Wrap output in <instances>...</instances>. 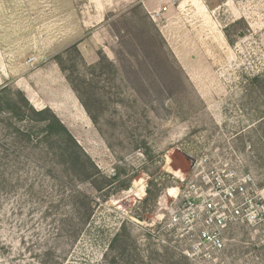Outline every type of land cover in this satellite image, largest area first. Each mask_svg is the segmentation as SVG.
I'll list each match as a JSON object with an SVG mask.
<instances>
[{"label":"rangeland","instance_id":"obj_1","mask_svg":"<svg viewBox=\"0 0 264 264\" xmlns=\"http://www.w3.org/2000/svg\"><path fill=\"white\" fill-rule=\"evenodd\" d=\"M77 1L81 10L102 9L96 56L44 52L35 21L57 1L0 0V89L51 108L112 186L101 191L103 179L94 186L39 150L17 157L3 113L0 264H44L48 251L60 264H107V255L119 262L123 240L138 255L133 264H193L157 241L147 218L163 214L160 197L179 184L176 170L192 177L185 154L250 173L264 190V96L248 81L264 71V0H180L156 22L140 0ZM140 179L139 199L130 190ZM74 189L95 207L81 232L70 214L85 199ZM261 239L235 226L224 264H264Z\"/></svg>","mask_w":264,"mask_h":264},{"label":"built area","instance_id":"obj_2","mask_svg":"<svg viewBox=\"0 0 264 264\" xmlns=\"http://www.w3.org/2000/svg\"><path fill=\"white\" fill-rule=\"evenodd\" d=\"M165 11L163 7L150 15L156 22ZM207 163V158L196 160L189 180L180 170H176L180 176L172 172L179 180L172 187L176 193L168 195L169 188L162 194L163 214L149 216L148 227L157 225L162 235L157 241L193 264H224L228 236L235 226L260 232L264 246V190L250 173Z\"/></svg>","mask_w":264,"mask_h":264},{"label":"trees","instance_id":"obj_3","mask_svg":"<svg viewBox=\"0 0 264 264\" xmlns=\"http://www.w3.org/2000/svg\"><path fill=\"white\" fill-rule=\"evenodd\" d=\"M69 51H75L82 58V54L77 45L71 46L65 53ZM61 58L62 56L58 55L55 59L62 68ZM248 81L250 85L257 88L259 93L264 96V71L251 77ZM72 87L75 92H78L74 86ZM83 104L89 113H91L88 105L84 103V101ZM3 113L7 115L6 119H3V123L11 130L8 132V135L13 137L19 149V152H15L17 157L25 161L28 160L24 155L27 150H31V152L35 154L36 151L39 150L43 159L45 158L48 162H50L49 159L56 160L58 164L65 165L67 170L77 171L79 173L78 176L82 178L81 180L86 182L89 181L94 186L98 182V179H103L101 191L111 188L112 181L102 175V172L98 169L92 158L85 152L74 135L51 108L46 107L42 110H37L31 104L24 91L20 89L13 90L11 87L5 86L0 89L1 118ZM90 116L96 121L92 114ZM0 147L8 150L5 144H2ZM42 170L49 172L47 169ZM55 179L59 180L58 177H55ZM125 188L127 189L128 186ZM74 192H77L85 199L83 209L78 208L74 213L71 210L70 214L72 215L70 220L72 221L73 218L77 220L78 226H80L79 232H81L82 228L90 221L95 207L89 195L76 189H74ZM116 239L118 240V238H115V240ZM122 246L124 254L123 259L117 262L115 258L110 259L107 255V264H133V262H136L134 256L138 255L131 253V244L123 240ZM110 248L112 253L115 249V242L110 244ZM52 254V251L46 253V256L49 257V261H46L44 264H60L59 261L50 257ZM180 257L182 258L181 260L188 261L186 258ZM140 262H143L141 258Z\"/></svg>","mask_w":264,"mask_h":264},{"label":"crops","instance_id":"obj_4","mask_svg":"<svg viewBox=\"0 0 264 264\" xmlns=\"http://www.w3.org/2000/svg\"><path fill=\"white\" fill-rule=\"evenodd\" d=\"M52 1V0H50ZM59 4L50 3L51 7L47 18L35 21V31L44 40V52L60 53L67 48L77 45L79 51L85 56L97 54L102 45L101 27L98 26L103 21L101 7L93 8L94 5L86 6V10H81L78 1L69 0L67 3L61 0H54ZM180 0H140L147 11L152 14L160 12L163 7L167 11L161 12L158 20L162 21L165 16L179 6ZM56 7L58 10H55ZM93 11V12H91ZM61 13V19L55 20L53 14ZM98 27V28H97Z\"/></svg>","mask_w":264,"mask_h":264},{"label":"bare ground","instance_id":"obj_5","mask_svg":"<svg viewBox=\"0 0 264 264\" xmlns=\"http://www.w3.org/2000/svg\"><path fill=\"white\" fill-rule=\"evenodd\" d=\"M173 171V170H172ZM176 175L180 176L179 172H174ZM132 195L137 198H143L145 196V182L140 179L135 182V188L130 190ZM176 193L175 189H171L168 195L171 197Z\"/></svg>","mask_w":264,"mask_h":264},{"label":"water","instance_id":"obj_6","mask_svg":"<svg viewBox=\"0 0 264 264\" xmlns=\"http://www.w3.org/2000/svg\"><path fill=\"white\" fill-rule=\"evenodd\" d=\"M185 156H186L189 160H191L192 163H195V159H194V158H192V157L189 156L188 154H185Z\"/></svg>","mask_w":264,"mask_h":264}]
</instances>
